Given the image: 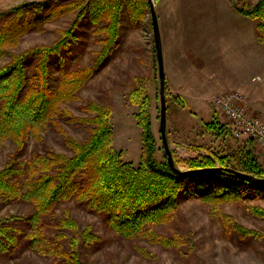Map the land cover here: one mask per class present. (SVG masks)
Segmentation results:
<instances>
[{
    "label": "trees",
    "instance_id": "obj_1",
    "mask_svg": "<svg viewBox=\"0 0 264 264\" xmlns=\"http://www.w3.org/2000/svg\"><path fill=\"white\" fill-rule=\"evenodd\" d=\"M144 2L81 0L52 10L49 6L51 12L46 16H41L33 3L0 10V143L9 141L14 147L10 161L0 169V205L24 204L30 213L25 218L10 213L0 217L2 250L10 253L26 247L53 257L56 264H86L83 249L97 243L99 237L92 226H82L73 216L76 205L101 215L121 237L143 238L158 236L154 227L166 218L174 221L173 214L178 213L183 200L223 203L250 192L264 193V165L253 140H244L237 148L227 146L221 154L211 151L209 157L178 160L173 155L176 167L183 171L177 173L170 167L165 150L162 158L158 157L149 106L141 105L136 115L142 129L138 165L123 160L122 152L113 147L112 105L104 98L85 103L84 116L72 112L81 91L118 44L123 8L136 4L135 11H139ZM235 8L259 20L257 32L262 41L264 0L252 8ZM71 12L77 17L59 39L15 52L27 34L44 31L47 22ZM81 28L104 35L97 38L102 44L97 60L84 66L77 55L81 50L76 47L86 39L76 32ZM8 57L10 61L3 64ZM167 92L172 94L168 88ZM173 95L174 100L179 99ZM133 100L139 102L134 96ZM215 114L208 126L216 129L219 137L233 138L227 124L220 123ZM72 125L83 128L86 137H73L67 128ZM50 130L62 136L67 152L48 146L43 151L37 146L30 150V136L36 145L43 144V135ZM215 167L231 168L257 179L246 181L225 170L197 172ZM47 228L54 232L47 234Z\"/></svg>",
    "mask_w": 264,
    "mask_h": 264
},
{
    "label": "rangeland",
    "instance_id": "obj_2",
    "mask_svg": "<svg viewBox=\"0 0 264 264\" xmlns=\"http://www.w3.org/2000/svg\"><path fill=\"white\" fill-rule=\"evenodd\" d=\"M76 1L81 0H0V10L33 3L40 8V15L46 16L51 12L49 6L52 10ZM258 1L154 0L163 43L166 90L174 85L177 92L174 95L179 98L174 100L173 93L166 92L167 136L178 160L209 157L211 151L221 154L227 146L237 148L244 141H236L229 135L219 137L216 129L208 124L217 116L213 100L227 89L232 90L228 94L240 96L242 106L247 94L259 99L264 96V90H260L264 85L260 65L264 62V33L261 41L257 32L259 20L246 17L235 8H252ZM135 5L123 8L118 44L113 45L71 110L76 116H84L85 103L104 98L112 105L113 147L122 152L123 160L138 165L142 155V129L136 115L141 105L149 106L151 111L160 158L164 146L160 134L159 65L150 4L145 0L139 11H135ZM76 17V12L57 15L55 20L45 24L44 31L27 34L15 52L52 44L62 31L71 27ZM254 31L261 49L254 47ZM76 32L86 36L83 43L76 46L81 50L77 55L82 59V66L93 64L102 49L97 38L104 35L97 30L87 32L84 28ZM9 61L8 57L2 63ZM239 85L241 89L237 90ZM214 94L217 96L208 101ZM133 96L138 98V103ZM218 120L227 123L220 115ZM67 128L77 139L86 137L83 128L73 125ZM43 136V144L38 145L33 135L30 136V150L37 146L43 151L48 146L57 152H67L62 136L55 130ZM13 152L11 142L0 143V169L10 161ZM261 163L264 165V158ZM72 208L78 222L92 226L93 233L99 237L97 243L83 249L86 264H264V193L261 192H250L223 203L199 198L183 200L178 213L173 214L174 221L166 218L154 227L159 237L150 234L143 238L121 237L101 215L87 212L78 205ZM58 212H62L61 208ZM8 213L19 218L30 214L24 204L0 205V217ZM46 231L47 234L54 232L50 228ZM0 264L56 262L51 256L25 247L10 253L0 248Z\"/></svg>",
    "mask_w": 264,
    "mask_h": 264
},
{
    "label": "built area",
    "instance_id": "obj_3",
    "mask_svg": "<svg viewBox=\"0 0 264 264\" xmlns=\"http://www.w3.org/2000/svg\"><path fill=\"white\" fill-rule=\"evenodd\" d=\"M257 80V79H254ZM214 111L224 117L233 138L253 140L256 148L264 152V118L254 115L241 105L237 94H222L213 100Z\"/></svg>",
    "mask_w": 264,
    "mask_h": 264
},
{
    "label": "water",
    "instance_id": "obj_4",
    "mask_svg": "<svg viewBox=\"0 0 264 264\" xmlns=\"http://www.w3.org/2000/svg\"><path fill=\"white\" fill-rule=\"evenodd\" d=\"M149 4H150V12H151L152 25H153V31H154L156 56H157L158 65H159V80H160L159 94H160V100H161V114H160L161 140H162L164 150L167 155L170 167L177 173H183L182 169L176 167L174 156L169 146V141H168V136H167V121H168L167 120V101H166L167 90H166V78H165V71H164V58H163L161 30L159 26V21H158V16H157L154 0H149ZM223 170L246 181H255L257 179L254 176L245 174L240 171H236L231 168L215 167V168L202 169L197 172L198 173H209V172H221Z\"/></svg>",
    "mask_w": 264,
    "mask_h": 264
},
{
    "label": "crops",
    "instance_id": "obj_5",
    "mask_svg": "<svg viewBox=\"0 0 264 264\" xmlns=\"http://www.w3.org/2000/svg\"><path fill=\"white\" fill-rule=\"evenodd\" d=\"M254 36H255V31H254ZM161 38H162V36H161ZM258 47V48H260L261 47V43H260V41L256 38V36H255V40H254V47ZM162 47H163V43H162ZM261 49V48H260ZM260 65H262V69H263V72H264V62H260ZM254 78V77H253ZM173 86L174 85H170V86H168L167 88H168V90H170L169 92H172L173 94H175V93H177V92H175L176 90L173 88ZM236 86H234V87H232L233 89L235 88ZM237 88V90L239 89H241V87H240V85L238 86V87H236ZM176 89H177V87H176ZM260 90H264V85L262 86V87H260ZM229 91H232V90H230V89H227L226 90V92L225 93H227V92H229ZM224 93V94H225ZM217 96V94H214V95H212L210 98H209V100L208 101H212L213 100V98L214 97H216ZM246 97H247V101H245L244 103H243V106L248 110V111H250L251 113H253V114H255V115H257L258 114V116H261V117H263L264 118V96L262 97V99H259V98H257V97H252V95H246ZM222 117V116H221ZM227 122V121H226ZM256 153H257V150H256ZM258 156H259V159H260V161H261V158H264V152H262V151H258Z\"/></svg>",
    "mask_w": 264,
    "mask_h": 264
}]
</instances>
